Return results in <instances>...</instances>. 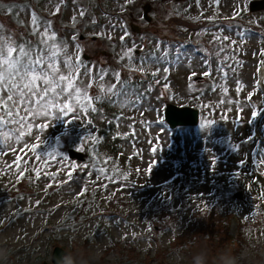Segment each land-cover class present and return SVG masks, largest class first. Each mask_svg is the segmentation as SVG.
I'll return each instance as SVG.
<instances>
[{
  "label": "rangeland",
  "instance_id": "obj_1",
  "mask_svg": "<svg viewBox=\"0 0 264 264\" xmlns=\"http://www.w3.org/2000/svg\"><path fill=\"white\" fill-rule=\"evenodd\" d=\"M252 1L255 0H219L216 4L214 0H200L198 6L196 0H133L131 4L126 0H0L5 8L13 9L12 12L0 10V23L17 43H36L37 38L30 35V13L36 12L41 19L52 21L58 38L67 41L69 52L73 51L71 37L78 34L83 49L81 57L86 55L88 61L83 60L94 70L127 72L118 62L123 47L122 33L119 28L113 30L111 24L126 26L130 36L124 43L128 47L135 41L138 45L142 43L143 51L148 52L157 41H162L169 50L186 44L195 53L190 66L186 61L170 68L167 81L162 80L161 70L160 83H153L150 74L127 72L141 91L150 89V92L138 106L142 110L114 106L125 117L118 120L117 128H105V115L100 109L68 123L65 119H72L71 115L58 121H42L50 125L41 134L38 151L42 155L56 150L69 157L66 163L97 162L110 170L115 182L103 179L101 184L89 182L85 195L77 197L75 194L81 192L82 186L75 180L71 187L49 189V180L36 181L30 171L28 179L15 183V175H0V217L10 222L0 235V264H51L56 246L71 254L66 264H264V200L261 199L264 167L258 171L261 189L254 187L250 178L245 183H237L235 179L242 171L251 112L259 107L254 83L257 64L263 59L258 53L264 50V38L258 34L264 33V14L250 10ZM236 4L242 9L239 17L234 11ZM173 6L183 15L176 16ZM77 7L86 11L84 17H78ZM146 7H149L147 18ZM73 16L78 19L75 28ZM188 16H201V20L187 19ZM213 16L215 24L208 19ZM227 25L238 31L248 26L253 35L240 43L235 31ZM204 29H210L211 33L220 31L238 42L239 51L231 54L243 63L235 75L226 69L227 81L220 80L215 70L224 55L230 53L217 56L219 45L212 42L213 35L207 32L198 35ZM102 31L110 33L112 39L99 38L96 34ZM141 37L145 39L142 41ZM172 37H177L171 43L173 46ZM136 53L140 55V49ZM201 54L211 62L208 77L204 76L206 66ZM157 67L162 69L163 65H152L150 71ZM113 82L111 75L104 81L106 87ZM237 82L243 85L241 93L235 91ZM213 84H224L228 93L221 95V89H213ZM95 92V88L90 90L91 95ZM248 93H254L251 102L247 101ZM221 100L225 103L221 104ZM170 105L198 109V123L183 127L180 134L172 132L164 120ZM86 120H92V125ZM206 120L215 121L207 130L200 126ZM98 133L102 138L99 137L97 160L70 157V152L78 153L77 148L86 136ZM84 144L86 150L92 145L86 141ZM152 148L158 151L153 154ZM12 159L11 154L5 153L0 156V166ZM261 160H264V146L259 163ZM80 175L83 176L82 169ZM124 176L128 179L124 180ZM63 179L62 173L60 180ZM104 184L108 187L104 188ZM239 192L243 201L235 198ZM171 196L175 197L173 202ZM83 197L84 201L80 202ZM37 201H40L38 205ZM229 210L244 221V234L248 235L237 255L239 243L235 246L229 241L226 250L222 243ZM96 213L100 216L95 217ZM210 214L219 217L213 218L211 228H207V221H203ZM213 221L219 230L213 231ZM254 221L257 227L252 224ZM45 223L47 230L40 232V226Z\"/></svg>",
  "mask_w": 264,
  "mask_h": 264
},
{
  "label": "snow or ice",
  "instance_id": "obj_2",
  "mask_svg": "<svg viewBox=\"0 0 264 264\" xmlns=\"http://www.w3.org/2000/svg\"><path fill=\"white\" fill-rule=\"evenodd\" d=\"M132 2L133 0H126L127 4ZM214 2L218 4L219 0H214ZM196 4L199 6L200 0H196ZM0 10L13 11L12 7L5 8L2 4H0ZM55 11L58 13L60 8L57 6ZM234 11L237 17L242 15L239 4L234 6ZM76 12L78 17L86 15V11L79 7H77ZM173 13L176 16L183 15L177 6H173ZM187 19L200 21L201 16H188ZM208 19L213 24L216 23L215 16ZM72 21V27L75 28L78 23L77 16H73ZM226 27L235 31L240 38V43L250 39L253 35L250 30L238 31L232 25ZM111 28L113 30L119 28L122 33L120 41L123 47L118 54V62L121 68L126 69L130 74H150L153 83L161 82V70L163 72L162 80L167 81L170 68L174 69L186 61L190 66L195 54L183 47L169 50L168 45L162 41H157L152 50L144 52L142 43L138 45L135 41H132L131 47L124 43L126 37L130 36L126 26L111 24ZM30 29V35L37 38L36 43L32 41L17 43L11 35L5 33V26L0 23V145H3V148L0 149V156L5 153L13 156L11 162H5L3 166H0V175L5 177L15 175V181H13L15 183L28 179V172L30 171L36 181L40 179L49 180L50 182L47 185L49 189L62 188L64 185L71 187L72 182L75 180L81 183L82 186L81 192L75 195L77 197L84 196L88 191L87 185L89 182L94 181L96 184H101L102 179L115 182V176L110 174L107 167H101L95 163L80 165L66 163L69 157L61 155L56 150L42 155L38 151L42 145L41 134L50 126L42 121H58L62 116L66 118L70 115L72 119H65V123L81 116L86 118L91 113H98L97 104L102 105L105 102L121 109L142 110L138 106L145 99L146 93L150 92V89L141 91L138 84L133 82L131 75L122 79L120 71L109 73V70L105 68L94 70L93 66L86 63L81 57L83 49L78 41V34L71 37L73 51L69 52L67 41L58 38L52 21L41 19L36 12L30 13ZM184 31H187V29H184ZM205 32L212 34V42L219 45L216 52L217 56L224 52L230 53L224 55L223 60L217 64L215 70L220 80L227 81L229 71H226V69L235 75L237 69L243 63L231 54L239 51L238 42L228 35H222L220 31L211 33L210 29H204L198 35H203ZM96 35L101 39H112L111 34L107 31H102ZM258 35L264 38V33ZM144 39L141 37L142 41ZM162 44L164 45L163 51H161ZM137 49L141 51L139 56L135 55ZM113 51H115L114 48ZM196 51L202 52L200 49H196ZM258 55L264 56V50H261ZM200 59L206 66L204 76L208 77L212 71L211 62L208 56L203 54H201ZM259 63L264 65V60ZM152 65H163V68L157 67L155 71H150ZM109 75H111L114 82L109 83L106 87L104 81ZM85 80L88 82L85 83ZM261 84H264V81L257 77L254 87L260 88ZM189 87L191 88L193 85L190 84ZM212 87L213 89L220 88L221 95H226L229 91L224 84H213ZM93 88L96 89V93L91 95L90 90ZM242 89L243 85L237 82L235 91L241 93ZM253 95L254 93H248V102L252 101ZM220 103L224 104L225 101L221 100ZM261 110H264V106L254 109L251 112V119L258 116ZM120 119H125V117L121 116ZM86 123L91 126L92 120H86ZM160 123H163V121ZM214 123L215 121L206 120L200 126L202 129L207 130ZM32 139L35 140L34 143L30 142ZM85 141L98 146L100 138L89 134L84 138ZM84 142L77 148V152H86ZM157 151L158 149L152 148L153 154ZM89 155H91L93 161L97 160V148L93 147ZM215 163V158H213V167ZM53 167L58 170L52 171ZM259 167H264V160H261ZM81 169L83 170V176L80 175ZM151 171L152 167L150 166L148 172L151 173ZM62 173L64 179L60 180ZM123 179L127 180L128 177L124 176ZM53 181L59 182L54 184ZM103 187L107 188L108 185L104 184ZM20 199H23V197H20ZM261 199L264 200V195L261 196ZM36 203L38 205L40 201ZM7 222L0 217V223Z\"/></svg>",
  "mask_w": 264,
  "mask_h": 264
},
{
  "label": "water",
  "instance_id": "obj_3",
  "mask_svg": "<svg viewBox=\"0 0 264 264\" xmlns=\"http://www.w3.org/2000/svg\"><path fill=\"white\" fill-rule=\"evenodd\" d=\"M144 12L147 16L148 8H145ZM166 117L172 126L179 123L182 125H192L198 121V112L191 108L178 109L176 106L170 105L167 107ZM70 157L81 159L80 154L75 152H70Z\"/></svg>",
  "mask_w": 264,
  "mask_h": 264
},
{
  "label": "trees",
  "instance_id": "obj_4",
  "mask_svg": "<svg viewBox=\"0 0 264 264\" xmlns=\"http://www.w3.org/2000/svg\"><path fill=\"white\" fill-rule=\"evenodd\" d=\"M216 217H219V216H217L216 214H210V215H208L207 217L204 218V221L203 222H206L207 221V228H211V226H212V219L213 218H216ZM252 224L256 225V227H257V222L256 221L252 222ZM244 227H246V224H244ZM217 230H219V228H215L214 227V221H213V231H217ZM244 235L245 234L243 233V235L241 236V240H240V243H239L240 248H242L243 240H244V244H245L246 241H247V239H248V237H247L248 235H245V236ZM223 237H224V240H222V243L224 241V246H225L226 238L224 236V233H223ZM249 239H252V238H249Z\"/></svg>",
  "mask_w": 264,
  "mask_h": 264
}]
</instances>
